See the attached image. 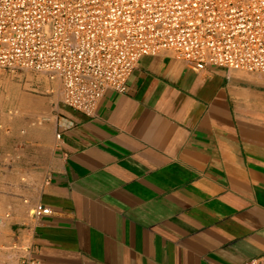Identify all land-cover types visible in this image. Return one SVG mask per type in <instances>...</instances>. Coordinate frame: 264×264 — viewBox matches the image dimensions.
<instances>
[{"label":"crops","instance_id":"1","mask_svg":"<svg viewBox=\"0 0 264 264\" xmlns=\"http://www.w3.org/2000/svg\"><path fill=\"white\" fill-rule=\"evenodd\" d=\"M126 83L90 115L58 100L21 187L0 186L26 200L0 232L7 257L240 264L263 254L264 73L195 69L164 51L140 58ZM37 203L51 212L32 216Z\"/></svg>","mask_w":264,"mask_h":264},{"label":"built area","instance_id":"2","mask_svg":"<svg viewBox=\"0 0 264 264\" xmlns=\"http://www.w3.org/2000/svg\"><path fill=\"white\" fill-rule=\"evenodd\" d=\"M164 51L195 69L264 73V0H0V67L42 72L86 115L105 89L125 91L140 58ZM240 264H264V253Z\"/></svg>","mask_w":264,"mask_h":264},{"label":"rangeland","instance_id":"3","mask_svg":"<svg viewBox=\"0 0 264 264\" xmlns=\"http://www.w3.org/2000/svg\"><path fill=\"white\" fill-rule=\"evenodd\" d=\"M60 98L58 81L49 80L42 72L0 67V186L13 181L16 187H21L25 178L20 171L35 164L34 159L27 157L35 155L30 146L40 140L46 148L48 127ZM14 165L16 168L10 172ZM19 191L0 190L2 233L9 229L7 222L19 217V207L26 201ZM10 251L0 243V259L19 261L7 257Z\"/></svg>","mask_w":264,"mask_h":264}]
</instances>
